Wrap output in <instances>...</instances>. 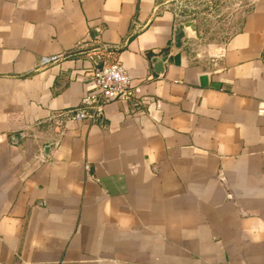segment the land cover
I'll list each match as a JSON object with an SVG mask.
<instances>
[{
    "label": "crops",
    "instance_id": "obj_1",
    "mask_svg": "<svg viewBox=\"0 0 264 264\" xmlns=\"http://www.w3.org/2000/svg\"><path fill=\"white\" fill-rule=\"evenodd\" d=\"M181 1L0 0V264H264V1L210 61ZM101 59L148 104L58 128Z\"/></svg>",
    "mask_w": 264,
    "mask_h": 264
},
{
    "label": "rangeland",
    "instance_id": "obj_2",
    "mask_svg": "<svg viewBox=\"0 0 264 264\" xmlns=\"http://www.w3.org/2000/svg\"><path fill=\"white\" fill-rule=\"evenodd\" d=\"M264 0H186L174 5L183 20L195 23L193 54L197 60L220 57L228 42L241 32L246 17Z\"/></svg>",
    "mask_w": 264,
    "mask_h": 264
},
{
    "label": "built area",
    "instance_id": "obj_3",
    "mask_svg": "<svg viewBox=\"0 0 264 264\" xmlns=\"http://www.w3.org/2000/svg\"><path fill=\"white\" fill-rule=\"evenodd\" d=\"M52 59L45 58L44 65ZM95 61L90 79L92 89L73 110L62 112L52 120L58 128L65 127L66 122H86L102 116L104 108L111 102L120 101L132 107L146 106L149 98L142 96L139 87L133 85L128 70L119 62L107 60ZM264 114V109L260 110Z\"/></svg>",
    "mask_w": 264,
    "mask_h": 264
},
{
    "label": "water",
    "instance_id": "obj_4",
    "mask_svg": "<svg viewBox=\"0 0 264 264\" xmlns=\"http://www.w3.org/2000/svg\"><path fill=\"white\" fill-rule=\"evenodd\" d=\"M184 26L186 27V28H189L192 32H194V33H196L197 32V28H196V25H195V23L194 22H187V23H185L184 24ZM158 67H160L161 68V73H162V62L159 60L158 61ZM48 149V148H47Z\"/></svg>",
    "mask_w": 264,
    "mask_h": 264
}]
</instances>
